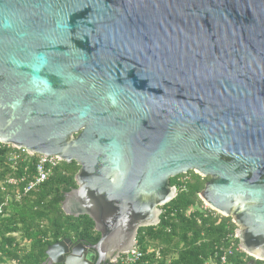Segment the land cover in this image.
I'll use <instances>...</instances> for the list:
<instances>
[{"label": "water", "instance_id": "1", "mask_svg": "<svg viewBox=\"0 0 264 264\" xmlns=\"http://www.w3.org/2000/svg\"><path fill=\"white\" fill-rule=\"evenodd\" d=\"M0 143L79 165L62 209L93 220L92 259L136 246L189 171L264 259V0H0ZM68 243L50 263L76 264Z\"/></svg>", "mask_w": 264, "mask_h": 264}, {"label": "trees", "instance_id": "2", "mask_svg": "<svg viewBox=\"0 0 264 264\" xmlns=\"http://www.w3.org/2000/svg\"><path fill=\"white\" fill-rule=\"evenodd\" d=\"M79 168L76 162H63L64 173L57 171L20 202H9L5 214L0 217V264L5 260L45 264L48 247L65 237H84L91 242L99 239L89 216H70L62 209L65 194L77 187L75 174ZM0 170V179L9 172L3 163L2 149ZM22 170L23 167H19L18 173ZM183 177L187 180L179 181ZM207 180L193 171L171 178L170 183L177 187L178 194L161 207L157 227L139 229L136 241L145 256L137 264H206L213 258L216 246L234 233L236 226L231 218H214L202 211L199 194ZM3 198L0 191V204ZM150 246L161 247L160 260L149 254ZM250 260L240 252L229 256L228 264H247Z\"/></svg>", "mask_w": 264, "mask_h": 264}, {"label": "built area", "instance_id": "3", "mask_svg": "<svg viewBox=\"0 0 264 264\" xmlns=\"http://www.w3.org/2000/svg\"><path fill=\"white\" fill-rule=\"evenodd\" d=\"M0 149L3 151V163L9 170V172L0 179V191L4 194L3 201L0 204V217L5 214V208L11 200L20 202L37 187L54 177L57 171L64 173L62 170L63 161L56 156L33 154L24 148H16L12 145L5 144H2ZM19 167H23L21 173H18ZM186 180L187 178L185 177L179 179V181L182 182ZM202 202L201 209L205 214L207 213L208 216L210 215L214 218L223 216L212 209L207 203L204 201ZM157 226L158 224L155 225V227ZM168 230L170 231L169 228ZM237 240L238 237L235 229L233 234L227 235L222 245L216 246L213 258L209 259L206 264H228L229 256H233L240 252L246 254L239 247V241ZM148 252L149 254H153L156 260L162 258L161 247L150 246ZM246 255L254 259L256 264H264V259L252 257L248 254ZM144 256L145 253L137 244L127 252L120 254V262L121 264H137ZM10 264L19 263L18 261L11 260Z\"/></svg>", "mask_w": 264, "mask_h": 264}, {"label": "flooded vegetation", "instance_id": "4", "mask_svg": "<svg viewBox=\"0 0 264 264\" xmlns=\"http://www.w3.org/2000/svg\"><path fill=\"white\" fill-rule=\"evenodd\" d=\"M66 239H70L71 241V243H68L69 250L71 251L70 253H72L73 251V257L78 258L76 260L77 261L76 264L78 262H79L78 264H121L120 255L116 256V254H113L112 256H109L107 259L104 258L103 260H100V261H98L97 257L95 259H92V255L94 256V254L90 250L91 246L95 245L99 239L95 242H91L84 237L73 236V237H65L64 239H61L58 242L64 241ZM67 259H68V254H65L63 257V263H59V264H65ZM45 264H56V263H50V261L47 259L45 261Z\"/></svg>", "mask_w": 264, "mask_h": 264}, {"label": "rangeland", "instance_id": "5", "mask_svg": "<svg viewBox=\"0 0 264 264\" xmlns=\"http://www.w3.org/2000/svg\"><path fill=\"white\" fill-rule=\"evenodd\" d=\"M10 261H11V260H10ZM10 261H6V260H5V264H10Z\"/></svg>", "mask_w": 264, "mask_h": 264}]
</instances>
